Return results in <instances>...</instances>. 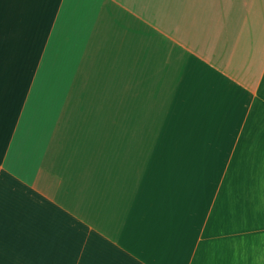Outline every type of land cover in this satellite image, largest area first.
I'll list each match as a JSON object with an SVG mask.
<instances>
[{
  "label": "crops",
  "instance_id": "obj_1",
  "mask_svg": "<svg viewBox=\"0 0 264 264\" xmlns=\"http://www.w3.org/2000/svg\"><path fill=\"white\" fill-rule=\"evenodd\" d=\"M0 264H264V0H0Z\"/></svg>",
  "mask_w": 264,
  "mask_h": 264
}]
</instances>
